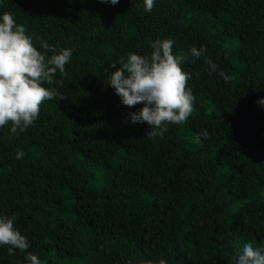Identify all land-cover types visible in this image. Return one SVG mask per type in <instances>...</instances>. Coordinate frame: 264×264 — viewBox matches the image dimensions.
Segmentation results:
<instances>
[{
    "label": "trees",
    "instance_id": "obj_1",
    "mask_svg": "<svg viewBox=\"0 0 264 264\" xmlns=\"http://www.w3.org/2000/svg\"><path fill=\"white\" fill-rule=\"evenodd\" d=\"M40 41L71 48L24 131L0 128V215L42 264H233L264 240V0H0ZM174 41L193 109L148 139L107 85L110 64ZM203 45L225 82L192 46ZM206 133L205 135H202ZM22 152L17 159L16 153ZM0 246V264L24 252Z\"/></svg>",
    "mask_w": 264,
    "mask_h": 264
},
{
    "label": "clouds",
    "instance_id": "obj_2",
    "mask_svg": "<svg viewBox=\"0 0 264 264\" xmlns=\"http://www.w3.org/2000/svg\"><path fill=\"white\" fill-rule=\"evenodd\" d=\"M116 5L118 0H101ZM154 0H142L144 12H150ZM174 41L157 38L150 42L148 54L130 52L109 67L108 82L114 94L124 106L140 107L127 113L129 123H146L148 139L163 135L169 124H181L191 114L193 100L191 89L185 87L190 74L182 71L183 57L174 55ZM40 49L50 52L45 56L32 43V37L25 33L10 11H0V128L11 124V133L24 132L37 118L41 103L54 96L62 97L54 88L45 87L53 83L57 72L63 74L66 63L72 56L71 48H60L40 41ZM203 45L192 46L189 54L193 59L202 58L208 71L215 72L225 82L232 77L219 71L217 65L205 54ZM256 103L264 108V98ZM202 135L206 136V133ZM16 153V158L22 156ZM14 216L0 215V246L8 245L7 251L24 252V264H42L38 255L25 251L30 244L14 226ZM233 264H264V240L257 245L244 242L235 250ZM158 264H167L161 258Z\"/></svg>",
    "mask_w": 264,
    "mask_h": 264
}]
</instances>
